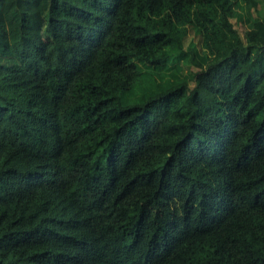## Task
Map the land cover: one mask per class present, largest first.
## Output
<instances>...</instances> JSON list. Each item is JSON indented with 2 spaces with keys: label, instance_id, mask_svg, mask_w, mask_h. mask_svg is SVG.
Listing matches in <instances>:
<instances>
[{
  "label": "trees",
  "instance_id": "16d2710c",
  "mask_svg": "<svg viewBox=\"0 0 264 264\" xmlns=\"http://www.w3.org/2000/svg\"><path fill=\"white\" fill-rule=\"evenodd\" d=\"M0 264H264V0H0Z\"/></svg>",
  "mask_w": 264,
  "mask_h": 264
},
{
  "label": "rangeland",
  "instance_id": "374dc122",
  "mask_svg": "<svg viewBox=\"0 0 264 264\" xmlns=\"http://www.w3.org/2000/svg\"><path fill=\"white\" fill-rule=\"evenodd\" d=\"M247 61L237 58L225 69V74L221 79V86L226 90L233 89L237 83L246 75Z\"/></svg>",
  "mask_w": 264,
  "mask_h": 264
}]
</instances>
